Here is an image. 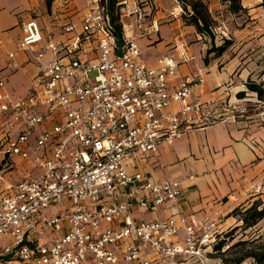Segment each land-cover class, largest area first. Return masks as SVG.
Returning <instances> with one entry per match:
<instances>
[{
    "label": "built area",
    "instance_id": "built-area-1",
    "mask_svg": "<svg viewBox=\"0 0 264 264\" xmlns=\"http://www.w3.org/2000/svg\"><path fill=\"white\" fill-rule=\"evenodd\" d=\"M61 1L66 7L72 0ZM85 7L78 26L61 27L72 35L62 43L44 41L34 19L21 24L18 51L45 42L34 56L41 81L26 97H11L0 80V154L29 170L0 188V264H208L222 233L217 224L133 220L134 210L155 213L182 190L178 181L153 184L129 173L124 161L155 154L188 132L238 122L247 107L239 100H202L196 94L201 77L173 83L179 64L190 60L180 44L176 58L164 56L153 68L122 25L116 52L101 1L87 0ZM211 31L229 39L224 26ZM46 52L53 57L44 63ZM6 57L17 68L14 53ZM252 191L264 194V182Z\"/></svg>",
    "mask_w": 264,
    "mask_h": 264
},
{
    "label": "crops",
    "instance_id": "crops-1",
    "mask_svg": "<svg viewBox=\"0 0 264 264\" xmlns=\"http://www.w3.org/2000/svg\"><path fill=\"white\" fill-rule=\"evenodd\" d=\"M72 1L68 6L57 9L54 6L56 0L48 10L44 0H0V80L5 81L6 92L11 97H26L41 81V69L34 56L43 50L47 38H52L56 43L72 38L71 34H62L61 27L68 23L78 26L86 12L87 0ZM260 3V0H241L243 13L233 15L226 11L232 20L230 31L223 26L232 44L221 55L208 54L211 40L199 34L193 26L182 23L172 12L162 14L163 20L157 15L153 16L152 21L149 18L147 33L136 37L141 58L150 67L157 68L164 56L176 58L175 46L180 44L186 49L190 60L179 64L177 79L173 83L187 76L201 77L203 84L197 88L196 94L202 100L216 98L242 102L243 99L236 94L243 96V83L252 80V70L262 65L256 60L258 56L250 59L243 54L245 50H240V46L246 47L252 43L264 46V8ZM214 4L215 7L227 9L219 0ZM177 8L180 9V6ZM169 15L173 18L168 19ZM243 17L259 20L257 27L252 31L250 25L243 26V22H240ZM30 19L40 26L44 41L30 52H20L16 44L22 35L21 24ZM234 24L235 28L232 27ZM126 27L132 29L129 24ZM138 28L140 25L136 27L137 31ZM132 33L128 36L134 37ZM216 42L214 40L215 47H219ZM7 53H14L13 62L17 68L9 66ZM52 57L50 52H46L43 62H49ZM229 86H233V96L226 92ZM11 160L12 163L0 154V188L23 177L28 170L23 169L25 163L19 162L18 158ZM124 165L129 173L140 172L153 184L178 181L182 190L176 202H165L155 213L134 210L133 220H171L177 226L180 218L214 221L222 232L228 227L238 226L236 218L230 216L233 210L255 201L264 203V194H254L252 191L258 182H264V123L239 120L216 124L202 131L194 130L179 139L163 142L155 154L131 156L124 161ZM183 235L181 231L179 238L182 239ZM180 264L196 263L186 260Z\"/></svg>",
    "mask_w": 264,
    "mask_h": 264
},
{
    "label": "rangeland",
    "instance_id": "rangeland-1",
    "mask_svg": "<svg viewBox=\"0 0 264 264\" xmlns=\"http://www.w3.org/2000/svg\"><path fill=\"white\" fill-rule=\"evenodd\" d=\"M56 1V0H55ZM176 0H115L113 5V15L115 18V22L118 24L126 25L129 24L132 26V29H129L127 34L139 38L144 35L143 33V26H148V22L151 20L153 16H158V18L163 20L162 14L168 15L170 12H172L178 19L181 20L182 23L188 24V14L191 13L190 7L187 6L189 1L186 3H183L181 1ZM203 4L208 8V12L211 15V17L214 20V27L217 26H225L229 30V25L232 23V20L228 16L227 9L218 8L215 7L214 3H216V0H201ZM73 2V1H72ZM124 2V4H120ZM54 3V2H53ZM178 5L180 6V9H178ZM54 6H57V9L60 8V6H63V3L61 0H57V2L54 4ZM222 6H227L222 4ZM185 8V9H184ZM141 14L142 19L138 17V14ZM149 18H151L149 20ZM168 19L173 18L171 15L167 17ZM145 19V20H144ZM148 21L145 24H142V21ZM259 20L257 19H250V17H243L241 19V23L243 22L244 25H250L249 29L254 30V28L257 27L256 24H258ZM141 23V25L139 24ZM240 23V24H241ZM138 31L136 27H139ZM235 28L234 26H232ZM128 29V28H127ZM134 30V31H133ZM227 30V32H228ZM230 31V30H229ZM136 35V36H135ZM140 35V36H139ZM139 36V37H138ZM207 37V36H206ZM208 38V37H207ZM231 38V37H230ZM230 38L228 40H230ZM215 40L217 41L216 44L219 43V45L222 44L223 40H220L219 36L215 37ZM238 45V43H236ZM244 45V44H243ZM239 46V45H238ZM245 50L243 54H247V58L252 59L253 57L256 58L258 56L257 61L262 62V65H259V68L253 69L251 76L252 80H247L245 83H243V87L245 88V91L243 92V96L240 97L239 94H236L238 98L243 99V103L241 104L245 105L247 107V111L243 114L242 117H239V120H246V123L248 121H257L258 123H264V46L260 47L257 43L248 44L245 46H240V50ZM243 66V65H242ZM245 68V66L243 67ZM253 82V84H256L260 86V89L263 91L262 98L259 99L256 92L250 91L247 89V84L249 82ZM233 86H229L228 89ZM231 96H233L235 93L234 91H231ZM234 102V101H233ZM255 123V122H254ZM36 171V170H35ZM36 172H41L40 170H37ZM248 207V206H243ZM237 220V218H236ZM238 226H241V222H238ZM235 227V226H233ZM228 227L226 229H223L222 233L217 237L216 242L214 245L222 240H224V247L220 251H215L212 248V251L208 253L207 259L208 264H226V260L229 262V260L236 258L242 249H246L247 246H239V247H232L230 250L225 252L230 246H233V244L237 242H243V241H249L250 239H256L258 235H261L264 232V221L259 222L254 228L242 230L241 227L238 228V231H236L233 235L234 238L232 241H229L230 237L226 238V234L230 231L231 228ZM213 245V246H214ZM229 253V254H228ZM241 264H254L251 259H247L243 261Z\"/></svg>",
    "mask_w": 264,
    "mask_h": 264
},
{
    "label": "trees",
    "instance_id": "trees-1",
    "mask_svg": "<svg viewBox=\"0 0 264 264\" xmlns=\"http://www.w3.org/2000/svg\"><path fill=\"white\" fill-rule=\"evenodd\" d=\"M47 9L49 10L52 3L55 0H44ZM102 6L105 8V13L109 18L110 29L112 35L114 36L116 52L122 47L124 42V31L122 24L115 22L113 15V5L115 0H100ZM186 3L189 0H176ZM221 4L227 5V10L233 15H238L244 12V9L241 5V0H219ZM260 6L264 8V0H260ZM187 6L190 7L191 13L188 14V24L193 26L195 30L201 34L207 36L211 40V48L208 50V54L216 53V55H221L225 52L228 47L231 46L232 41L224 39L222 44L219 47H215L214 40L215 35L212 33L211 29L214 28V20L208 12V8L203 4L201 0H190ZM185 9V8H184ZM145 20V19H144ZM142 21V24L147 23L148 21ZM247 89L253 92H256L259 99L262 98L263 91L260 89V86L249 82L247 84ZM239 96H242L240 94ZM230 216L237 218L238 222H241V226H235L230 229L226 234V238H229V241H232L234 238V233L238 231V228L241 227L242 230H247L254 228L259 222L264 221V203L261 201H255L248 207H238L233 210ZM224 240L216 243L213 246L215 251H220L224 247ZM247 246L246 249H242L239 255L229 260H226V264H241L247 259H251L254 264H264V232L261 235H258L256 239H250L249 241L237 242L230 246L225 252L230 250L232 247ZM229 254V253H228Z\"/></svg>",
    "mask_w": 264,
    "mask_h": 264
}]
</instances>
